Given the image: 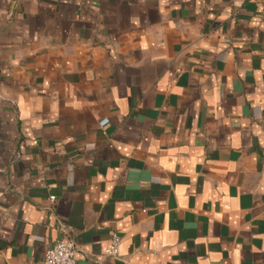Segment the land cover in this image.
<instances>
[{"label": "crops", "instance_id": "1", "mask_svg": "<svg viewBox=\"0 0 264 264\" xmlns=\"http://www.w3.org/2000/svg\"><path fill=\"white\" fill-rule=\"evenodd\" d=\"M61 240L264 264V0H0V264Z\"/></svg>", "mask_w": 264, "mask_h": 264}, {"label": "built area", "instance_id": "2", "mask_svg": "<svg viewBox=\"0 0 264 264\" xmlns=\"http://www.w3.org/2000/svg\"><path fill=\"white\" fill-rule=\"evenodd\" d=\"M53 200V198H51ZM119 240L114 237L111 246L105 250L107 256H117V247ZM76 248L66 241L57 242L51 249L46 251L43 259V264H76L75 260Z\"/></svg>", "mask_w": 264, "mask_h": 264}]
</instances>
